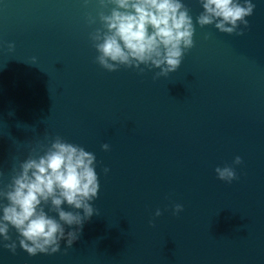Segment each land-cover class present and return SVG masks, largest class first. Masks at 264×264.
<instances>
[{"label": "water", "instance_id": "1", "mask_svg": "<svg viewBox=\"0 0 264 264\" xmlns=\"http://www.w3.org/2000/svg\"><path fill=\"white\" fill-rule=\"evenodd\" d=\"M182 2L194 46L154 79L95 62L97 0H0V187L56 136L95 154L100 185L99 215L70 248L30 256L10 229L0 264H264V0L243 35L201 28L199 0Z\"/></svg>", "mask_w": 264, "mask_h": 264}, {"label": "clouds", "instance_id": "2", "mask_svg": "<svg viewBox=\"0 0 264 264\" xmlns=\"http://www.w3.org/2000/svg\"><path fill=\"white\" fill-rule=\"evenodd\" d=\"M199 3L202 11L196 24L201 28L214 25L229 35H243L240 25L248 27L246 18L256 8L252 0ZM97 5V15L89 14L88 23L95 24L98 17L101 27L90 33V40L97 52L95 62L109 72L123 66L143 73L140 66L144 65L149 70L159 69L154 79L168 77L180 68L186 52L194 46L193 17L182 0H97ZM8 47L12 50L15 45ZM101 148L109 151L110 145L104 143ZM41 150L43 154L33 149L19 170L14 169L10 183L0 187V236L4 242L11 241L2 246L13 253L17 243L9 235L10 229L16 231L20 248L30 256L52 254L60 250L62 240L70 248L79 239L84 223L99 215L92 204L100 187L95 154L60 136ZM241 163L242 158L235 157L233 165ZM233 165L216 167L218 179L227 183L235 180ZM108 171L104 168L105 174ZM65 203L73 210L66 211L62 207ZM81 209L83 215L78 211ZM182 211L183 205H174V215ZM161 215L157 209L155 216ZM65 226L76 227L66 232Z\"/></svg>", "mask_w": 264, "mask_h": 264}]
</instances>
